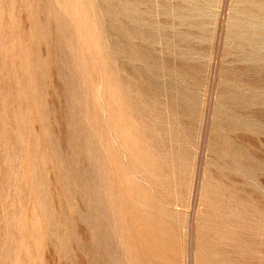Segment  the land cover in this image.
<instances>
[{
  "label": "rangeland",
  "instance_id": "1",
  "mask_svg": "<svg viewBox=\"0 0 264 264\" xmlns=\"http://www.w3.org/2000/svg\"><path fill=\"white\" fill-rule=\"evenodd\" d=\"M0 264H264V0H0Z\"/></svg>",
  "mask_w": 264,
  "mask_h": 264
}]
</instances>
